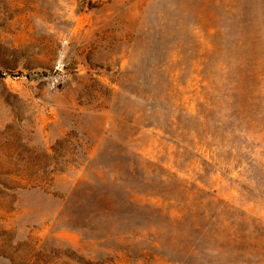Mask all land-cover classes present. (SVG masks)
<instances>
[{"label":"rangeland","instance_id":"obj_1","mask_svg":"<svg viewBox=\"0 0 264 264\" xmlns=\"http://www.w3.org/2000/svg\"><path fill=\"white\" fill-rule=\"evenodd\" d=\"M0 264H264V0H0Z\"/></svg>","mask_w":264,"mask_h":264}]
</instances>
